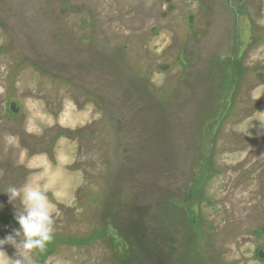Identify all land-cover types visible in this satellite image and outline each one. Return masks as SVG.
<instances>
[{
	"label": "rangeland",
	"instance_id": "1",
	"mask_svg": "<svg viewBox=\"0 0 264 264\" xmlns=\"http://www.w3.org/2000/svg\"><path fill=\"white\" fill-rule=\"evenodd\" d=\"M25 182L36 264H264V0H0V238Z\"/></svg>",
	"mask_w": 264,
	"mask_h": 264
},
{
	"label": "clouds",
	"instance_id": "2",
	"mask_svg": "<svg viewBox=\"0 0 264 264\" xmlns=\"http://www.w3.org/2000/svg\"><path fill=\"white\" fill-rule=\"evenodd\" d=\"M4 193L15 208L13 218L19 227L0 238V264H36L35 255L44 253L55 235L54 207L48 189L38 182H25L9 186ZM5 245L15 249L13 257Z\"/></svg>",
	"mask_w": 264,
	"mask_h": 264
},
{
	"label": "trees",
	"instance_id": "3",
	"mask_svg": "<svg viewBox=\"0 0 264 264\" xmlns=\"http://www.w3.org/2000/svg\"><path fill=\"white\" fill-rule=\"evenodd\" d=\"M48 248V247H47Z\"/></svg>",
	"mask_w": 264,
	"mask_h": 264
}]
</instances>
